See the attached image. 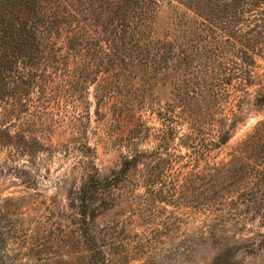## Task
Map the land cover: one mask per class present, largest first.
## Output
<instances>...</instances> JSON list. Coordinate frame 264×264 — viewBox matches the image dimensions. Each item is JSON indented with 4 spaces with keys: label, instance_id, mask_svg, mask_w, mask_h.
<instances>
[{
    "label": "rangeland",
    "instance_id": "rangeland-1",
    "mask_svg": "<svg viewBox=\"0 0 264 264\" xmlns=\"http://www.w3.org/2000/svg\"><path fill=\"white\" fill-rule=\"evenodd\" d=\"M159 1L152 29L169 42L158 79L119 83L115 66L106 81L97 67L8 68L0 264H264V15ZM61 2V27L77 20L101 41L124 4ZM135 152L150 156L120 177ZM93 172L120 182L83 213Z\"/></svg>",
    "mask_w": 264,
    "mask_h": 264
},
{
    "label": "trees",
    "instance_id": "trees-1",
    "mask_svg": "<svg viewBox=\"0 0 264 264\" xmlns=\"http://www.w3.org/2000/svg\"><path fill=\"white\" fill-rule=\"evenodd\" d=\"M217 1L200 0V6L211 11L217 8V13L226 12L234 19L246 15H264L263 3L243 4L232 0L223 6ZM123 3V8L121 7L115 17L113 31L106 28V40L101 41L93 37L88 28L77 20L69 25L65 23V29L61 27L60 19H64V13L67 12L61 0H21L18 9L14 0H0V95L4 90L7 91L4 82L9 78L8 68L20 63L26 69L32 64L42 67L50 64L71 65L75 69L82 68L87 76L91 75L92 68L97 67L106 71L103 78L105 81L108 70L115 66L117 69L114 67V76L119 83L133 81L138 77L144 82L158 79L164 69L163 65L167 62L169 42L166 38L157 37L152 29L160 1L123 0ZM187 3L194 5L196 0H188ZM172 45L175 46L173 43ZM113 56L116 57V62L113 61ZM3 67L5 68L2 72ZM28 76V73L21 74L23 84L29 85L28 81L25 83ZM257 102L262 104L264 95ZM148 156L150 155L146 152H135L124 163L120 177H124ZM119 175L110 178L106 183H103L105 180L98 179L94 172L85 177L80 188L83 213L93 204L95 193L120 182Z\"/></svg>",
    "mask_w": 264,
    "mask_h": 264
}]
</instances>
